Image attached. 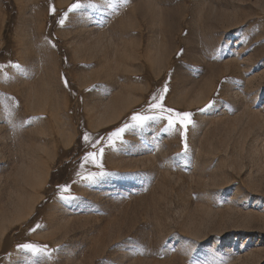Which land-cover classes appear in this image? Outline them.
Listing matches in <instances>:
<instances>
[{
    "label": "rangeland",
    "instance_id": "rangeland-1",
    "mask_svg": "<svg viewBox=\"0 0 264 264\" xmlns=\"http://www.w3.org/2000/svg\"><path fill=\"white\" fill-rule=\"evenodd\" d=\"M0 264H264V0H0Z\"/></svg>",
    "mask_w": 264,
    "mask_h": 264
},
{
    "label": "snow or ice",
    "instance_id": "snow-or-ice-1",
    "mask_svg": "<svg viewBox=\"0 0 264 264\" xmlns=\"http://www.w3.org/2000/svg\"><path fill=\"white\" fill-rule=\"evenodd\" d=\"M124 2L126 3L127 0H124ZM81 5L79 3L74 4L72 6L71 9H69V11H72L73 9L79 8ZM54 12V9H53ZM66 15V14H65ZM60 24L64 23V20L61 19L59 21ZM164 91H167V86L165 85ZM163 100V93H161L160 96L157 95H153L151 98V101L149 102V109L150 110H155L158 114L155 115H147V114H141V113H135L131 116V121H134L135 123L131 126L133 129L135 128H143L146 124L152 123V122H156L160 119H164L167 120V128L165 129V131H174L177 127V125L180 126V128L186 130L188 128V126L192 123V113H180V112H175L173 109L170 108H166L164 107V105L162 103H160V101ZM212 104H209L207 106V108H211ZM207 108L205 109H201V111H206ZM129 127L128 124H125L123 127L119 128L116 131H113L108 139L111 140L113 137H121L122 134L125 132V130ZM89 136L87 134H85L84 136V141L86 144H89ZM113 143H115V141H113ZM91 146L95 147L96 146V142L93 141L91 143ZM187 150V145L185 144V151ZM103 147H100L98 152H92L89 153L88 155L85 156V160L88 159H93L95 160V158L97 157V155L102 156L103 155ZM19 248L23 249L24 251H27L29 253H31L32 255H41V254H46V246H43V248L41 246L38 245H34V244H30V243H26L23 245L18 246Z\"/></svg>",
    "mask_w": 264,
    "mask_h": 264
}]
</instances>
